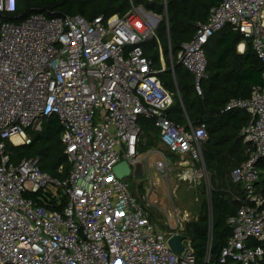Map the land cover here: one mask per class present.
I'll list each match as a JSON object with an SVG mask.
<instances>
[{"label":"built area","instance_id":"built-area-1","mask_svg":"<svg viewBox=\"0 0 264 264\" xmlns=\"http://www.w3.org/2000/svg\"><path fill=\"white\" fill-rule=\"evenodd\" d=\"M18 4L0 0V264H196L189 239L175 253L168 240L180 232L158 227L126 177L114 172L124 160L131 174L141 163L143 119L153 122L168 153L204 163L206 123L180 124L168 117L174 92L159 77L165 67L157 68L143 47L157 37L166 11L133 4L123 16L91 20L40 12L21 22L5 19ZM225 26L244 36L241 52L251 42L262 70L249 97L232 98L225 106L251 118L241 128L248 156L229 173L244 204L228 217L232 234L219 262L262 264L264 0H220L181 44L177 61L202 95L209 77L206 45ZM52 115L62 126L71 163L65 178L43 170L38 157L12 163L6 152L7 140L15 146L30 143V131L41 130ZM155 153L156 170L168 174L169 157Z\"/></svg>","mask_w":264,"mask_h":264},{"label":"trees","instance_id":"trees-1","mask_svg":"<svg viewBox=\"0 0 264 264\" xmlns=\"http://www.w3.org/2000/svg\"><path fill=\"white\" fill-rule=\"evenodd\" d=\"M165 1L168 16L160 23L157 37L144 43L145 54L160 68L161 50L164 53L167 66L159 77L164 86L174 92V104L168 109V117L180 124L187 120L194 124L206 123L208 138L202 145L203 161L217 179L227 181L231 169L248 156V144L241 128L251 116L242 109L226 111L225 106L232 98L251 95L253 88L261 83L262 63L249 40L244 52L237 50L245 38L230 26L215 32L206 45L209 77L203 84L202 95L194 89L192 74L176 59L181 44L195 34L197 22L207 21L211 8L220 0H19L17 10L4 18L21 22L40 12L47 16L79 14L91 20L97 16H123L133 4H143L147 9L164 13ZM169 52L174 54V60L166 57ZM141 126L147 135L151 128L156 129L148 119H143ZM61 132L58 118L52 115L45 120L41 130L30 131V143L15 146L7 140L10 162L38 157L43 170L60 178L67 177L71 163L61 141ZM60 166L64 167L62 173L58 171ZM227 185L212 192L210 201H204L200 206L198 218L187 226L186 238H189L196 264H222L219 256L232 234L228 217L244 204L241 187L231 180ZM235 196H240L241 200Z\"/></svg>","mask_w":264,"mask_h":264},{"label":"rangeland","instance_id":"rangeland-1","mask_svg":"<svg viewBox=\"0 0 264 264\" xmlns=\"http://www.w3.org/2000/svg\"><path fill=\"white\" fill-rule=\"evenodd\" d=\"M237 50L241 52L239 47ZM161 55L163 59L160 60V67L166 68L167 63L162 50ZM166 57L174 60V54L171 52ZM145 140L146 145L140 149L141 164L147 167L145 173L141 177H136L132 173L125 179L139 202L147 206L148 213L158 227L169 232L177 230L188 236L187 226L198 218L202 203L210 201L211 194L216 188L224 189V184L230 183V178L227 177V181L222 182L206 168L205 163L189 161L188 157L170 155L161 144L159 131L155 128H151L148 135L145 133ZM160 150L164 151L171 161L168 174L159 172L154 166V161L158 158L155 152Z\"/></svg>","mask_w":264,"mask_h":264},{"label":"water","instance_id":"water-1","mask_svg":"<svg viewBox=\"0 0 264 264\" xmlns=\"http://www.w3.org/2000/svg\"><path fill=\"white\" fill-rule=\"evenodd\" d=\"M168 14L166 12V18ZM114 172L119 178H124L131 174V166L128 161L124 160L120 163H118L114 167ZM134 175L136 177H141L143 175V167L141 163H138L134 170ZM187 240L186 235L183 233H174L168 240V244L171 247V249L177 253L180 254L184 250V244L183 241ZM190 243V241H189Z\"/></svg>","mask_w":264,"mask_h":264},{"label":"crops","instance_id":"crops-1","mask_svg":"<svg viewBox=\"0 0 264 264\" xmlns=\"http://www.w3.org/2000/svg\"><path fill=\"white\" fill-rule=\"evenodd\" d=\"M162 56V55H161ZM163 57V56H162ZM142 147V146H141ZM141 149V148H140ZM141 151V150H140ZM145 151V150H144ZM142 157V156H141ZM158 159V158H157ZM154 163H155V161H154ZM142 167H143V174L145 173V171H146V169H147V167H144L143 165H142Z\"/></svg>","mask_w":264,"mask_h":264},{"label":"bare ground","instance_id":"bare-ground-1","mask_svg":"<svg viewBox=\"0 0 264 264\" xmlns=\"http://www.w3.org/2000/svg\"><path fill=\"white\" fill-rule=\"evenodd\" d=\"M241 48H242V46H240V49H241ZM17 138H18L17 136H14V138H13V139H14V140H16Z\"/></svg>","mask_w":264,"mask_h":264}]
</instances>
